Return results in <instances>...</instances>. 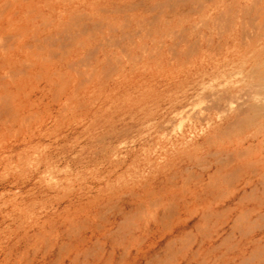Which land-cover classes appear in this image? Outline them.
<instances>
[{
    "label": "rangeland",
    "instance_id": "1",
    "mask_svg": "<svg viewBox=\"0 0 264 264\" xmlns=\"http://www.w3.org/2000/svg\"><path fill=\"white\" fill-rule=\"evenodd\" d=\"M8 3L0 264H264V0Z\"/></svg>",
    "mask_w": 264,
    "mask_h": 264
},
{
    "label": "bare ground",
    "instance_id": "2",
    "mask_svg": "<svg viewBox=\"0 0 264 264\" xmlns=\"http://www.w3.org/2000/svg\"><path fill=\"white\" fill-rule=\"evenodd\" d=\"M17 0H9V3H8V7H9V12H10V14L8 15V21H10L11 22V24H13V19L16 17V16H18V15H20V12H21V10H19V11H17L16 13H13L12 12V10L14 11V9L15 8H17L18 6H17ZM184 101H185V99H184ZM171 103V112L172 111H176L177 109H180V107L181 106H183V102L182 101H178V100H176V101H172V102H170ZM165 109V108H164ZM154 110V109H153ZM170 110V109H169ZM145 115V114H144ZM156 121V120H155ZM158 121V120H157ZM156 203H157V205L159 204V201L157 202L156 201ZM155 204V203H154ZM173 204V203H172ZM157 207V206H156Z\"/></svg>",
    "mask_w": 264,
    "mask_h": 264
}]
</instances>
